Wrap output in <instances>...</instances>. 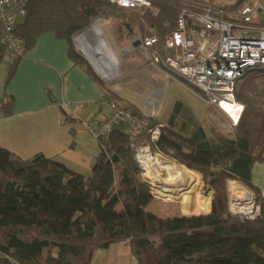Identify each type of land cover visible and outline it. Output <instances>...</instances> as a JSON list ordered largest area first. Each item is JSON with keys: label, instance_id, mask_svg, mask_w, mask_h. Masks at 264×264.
I'll use <instances>...</instances> for the list:
<instances>
[{"label": "trees", "instance_id": "obj_1", "mask_svg": "<svg viewBox=\"0 0 264 264\" xmlns=\"http://www.w3.org/2000/svg\"><path fill=\"white\" fill-rule=\"evenodd\" d=\"M154 6L152 13L116 8L103 0H29L15 34L26 53L38 37L52 32L69 42L70 59L86 67L73 52L75 34L102 18L134 24L141 36L155 29L162 41L175 27L178 7L168 0H155ZM128 39L133 44L138 37L131 32ZM20 59L9 65L6 84ZM258 73L264 71L248 73L236 94L244 109L232 136L213 127L208 136L179 101L162 124L157 149L201 175L212 193L206 214L197 211L194 201L161 200L162 210L154 204L160 199L138 179L133 142L123 126L107 141H97L99 153L89 177L41 154L22 160L0 147V264H91L96 251L121 243L138 264H264V198L251 183L252 166L264 162V75ZM107 96L121 103L115 95ZM12 106L13 99L4 95L3 117L11 115ZM159 123L153 119L150 126ZM228 181L254 192L259 217L230 214ZM159 213L179 217L160 218Z\"/></svg>", "mask_w": 264, "mask_h": 264}, {"label": "built area", "instance_id": "obj_2", "mask_svg": "<svg viewBox=\"0 0 264 264\" xmlns=\"http://www.w3.org/2000/svg\"><path fill=\"white\" fill-rule=\"evenodd\" d=\"M103 1L120 9L157 11L155 0ZM168 1L178 7L173 31L162 41L156 33L145 35L135 41L138 45L134 48L150 67L177 77L196 89L203 104L217 108L235 128L244 109L237 102L236 94L248 73L264 71V0H256L236 10L191 0ZM28 2L0 0V55L10 64L24 55V43L15 34V28L25 17ZM232 104L242 108L237 122L224 108ZM100 108L107 109L109 114L104 119L84 123V128L94 140L105 142L115 128L123 126L124 133L133 142L131 147L139 170H143L139 157L164 162L166 157L159 153L156 146L163 125L150 126L153 113H135L133 107L108 97L101 99ZM262 109L264 111V105ZM79 110V106L72 108L73 112ZM137 141H141L138 146L135 145ZM229 193L232 199L229 212L232 216L249 220L259 217L260 210L254 197L247 216L231 212V207L240 208L244 202L233 199Z\"/></svg>", "mask_w": 264, "mask_h": 264}, {"label": "crops", "instance_id": "obj_3", "mask_svg": "<svg viewBox=\"0 0 264 264\" xmlns=\"http://www.w3.org/2000/svg\"><path fill=\"white\" fill-rule=\"evenodd\" d=\"M69 50V42L54 33L41 35L7 84L10 63L0 60V101L4 95L13 99L11 115L0 112V147L22 160L41 154L89 177L99 148L84 123L109 114L100 108L101 99L108 96L98 74L72 61ZM75 106L80 110L73 112ZM251 183L264 198V162L252 166ZM121 246L96 251L91 264H138L128 246Z\"/></svg>", "mask_w": 264, "mask_h": 264}, {"label": "rangeland", "instance_id": "obj_4", "mask_svg": "<svg viewBox=\"0 0 264 264\" xmlns=\"http://www.w3.org/2000/svg\"><path fill=\"white\" fill-rule=\"evenodd\" d=\"M191 1H194L199 4H208L213 7H219L224 9L232 8L238 5V3H240L239 8L250 3L249 0L242 2L241 0H191ZM96 22L102 23L103 26V31L100 34V38L105 42L107 46H109L112 50H114L117 57H119L118 58L120 61L119 69L122 73V76H120L117 79L116 85L114 86L106 85V82L108 80L105 77L104 72L102 71L101 68L96 66V64L92 61L91 56L87 53L85 49V45H83V43H81L78 40V37L82 35L85 31L90 29L91 26L96 24ZM91 26L85 31L77 33L72 37L71 40L72 49L73 52L76 54V56L85 63L86 67L90 70V72L93 75H95L94 74L95 71L98 74V76L102 79L101 80L96 77L101 83L107 95L110 94L115 95L119 100V102H121L122 104H129L130 107H134L140 113L141 112L153 113L154 119L160 121L162 124L165 122L166 116L169 113L173 102L179 101L185 107H187V109H189L193 117L201 123L205 133L208 136L210 135L209 132H210V128L212 127L218 130L222 135L225 136L233 135L234 128L232 127L230 120L222 112H220L217 108L208 107L205 104H203L199 92L189 87L183 80L177 77L170 76L166 72H163L160 69L153 68L147 65L128 39V35L131 32L134 35H136L139 39V36L140 38H142L143 36L148 35L150 33L155 34L156 33L155 29L150 28L148 29V33L146 32L143 36H141L139 29L134 24L129 26L127 23L121 24L119 22H114L113 20L110 19H102V18L97 19ZM262 74L264 75V73ZM262 74L258 73L256 75L261 76ZM256 81L258 82L259 80L257 79ZM237 102L239 101L237 100ZM152 157L154 158V155H152ZM163 163H173L178 167H182L181 165L177 164L176 162L172 161L167 157L164 158ZM159 172L161 173V175L163 174V176L166 175L165 171H159ZM198 175L202 180L201 175L200 174ZM138 179L142 183L148 186L150 193L152 192L156 198L158 197L155 191L156 188L153 187V185L150 184L144 178L143 170L138 169ZM232 182L244 187L248 192H250L253 195L254 200L256 199V195L254 194V192L248 189L241 182L228 181L226 184V190L228 194L229 206H231L230 203L232 200L229 193V186L231 184H234ZM202 197L210 198V203H211L212 193L208 191V188L203 183V181H201V186L196 189V195L194 194L188 200H175V201H183V202L194 201L197 203V207H198L197 211L206 214L208 212H205L199 203ZM158 199L160 198L158 197ZM162 201L158 200L154 203L161 210L164 209L163 202H174V201H163V202ZM153 202H154V197L151 204ZM195 215H202V214H195ZM245 215L247 216V214ZM159 216H161L160 218L179 217V216L167 217L162 213L161 214L159 213ZM121 245L127 247L126 244L124 243H121Z\"/></svg>", "mask_w": 264, "mask_h": 264}, {"label": "bare ground", "instance_id": "obj_5", "mask_svg": "<svg viewBox=\"0 0 264 264\" xmlns=\"http://www.w3.org/2000/svg\"><path fill=\"white\" fill-rule=\"evenodd\" d=\"M102 31V23L96 22L90 29L80 35L78 40L85 45L87 53L91 56L96 66L104 72L108 80L106 85L114 86L117 79L122 76L119 69L120 61L114 50L107 46L100 38ZM224 108L231 115L232 120L237 122L242 109L240 105H225ZM139 159L143 168L144 178L156 188L155 191L160 200H188L194 194L196 195V189L201 186L202 180L200 176L183 166L178 167L173 163H163L159 159H150L149 157H144L143 159L139 157ZM159 171H165L166 175H161ZM235 185L231 184L229 191L233 199L243 201L244 203L240 208L231 207L230 211L235 214H246L250 209L253 196L242 186ZM199 203L205 212L210 211V198L202 197Z\"/></svg>", "mask_w": 264, "mask_h": 264}, {"label": "water", "instance_id": "obj_6", "mask_svg": "<svg viewBox=\"0 0 264 264\" xmlns=\"http://www.w3.org/2000/svg\"><path fill=\"white\" fill-rule=\"evenodd\" d=\"M136 45H138V42H135V43L132 44L133 47H135ZM94 73H95V72H94ZM95 74H96V73H95ZM96 76H97V74H96ZM97 77H98V76H97ZM98 78H99V77H98ZM99 79H100V78H99ZM113 160L115 161V160H116V157H114Z\"/></svg>", "mask_w": 264, "mask_h": 264}]
</instances>
